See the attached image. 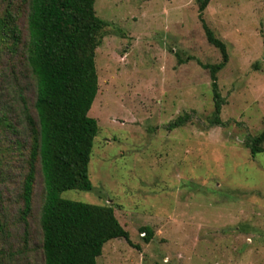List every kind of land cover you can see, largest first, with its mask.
Segmentation results:
<instances>
[{
  "label": "rangeland",
  "instance_id": "rangeland-1",
  "mask_svg": "<svg viewBox=\"0 0 264 264\" xmlns=\"http://www.w3.org/2000/svg\"><path fill=\"white\" fill-rule=\"evenodd\" d=\"M5 10L15 16L19 40H0L1 246L5 264H43L38 161L31 213L26 222L19 216L26 114L36 119L28 6L0 0V16ZM94 10L107 25L88 111L98 127L91 188L60 196L111 205L133 244L110 239L96 264H264V154L251 156L245 145L264 128V0H209L203 11L228 54L216 74L223 103L217 125L208 124L213 100L201 64L219 62L220 53L205 38L195 0H94ZM144 226L152 231L148 242Z\"/></svg>",
  "mask_w": 264,
  "mask_h": 264
},
{
  "label": "trees",
  "instance_id": "trees-1",
  "mask_svg": "<svg viewBox=\"0 0 264 264\" xmlns=\"http://www.w3.org/2000/svg\"><path fill=\"white\" fill-rule=\"evenodd\" d=\"M197 17L205 38L218 49L220 60L201 64L208 70L213 111L209 125L220 124L222 106L217 76L228 61L225 43L218 39L203 19L209 0H195ZM26 61L36 84L33 108L36 119L28 114L29 158L23 175L19 216L26 222L31 213L35 162L43 176L44 201L39 219L43 264H96L103 245L122 238L133 245L129 233L111 205H96L61 198L64 190H89L88 163L93 138L98 131L95 118L88 111L97 93L95 50L100 31L107 22L94 10V0H26ZM19 40L15 16L5 10L0 16V40ZM180 62V60H178ZM187 115L170 124H183ZM264 128L248 137L245 145L251 156L264 154ZM148 242L150 227L141 228ZM3 225L0 222V264H5L1 246ZM137 247V246H136Z\"/></svg>",
  "mask_w": 264,
  "mask_h": 264
}]
</instances>
